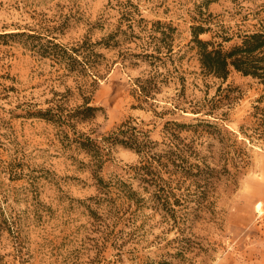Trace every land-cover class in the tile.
I'll use <instances>...</instances> for the list:
<instances>
[{
	"label": "rangeland",
	"instance_id": "374dc122",
	"mask_svg": "<svg viewBox=\"0 0 264 264\" xmlns=\"http://www.w3.org/2000/svg\"><path fill=\"white\" fill-rule=\"evenodd\" d=\"M263 19L264 0H0V264H264V91L206 72L192 34L227 48ZM120 130L178 146L173 214Z\"/></svg>",
	"mask_w": 264,
	"mask_h": 264
},
{
	"label": "trees",
	"instance_id": "16d2710c",
	"mask_svg": "<svg viewBox=\"0 0 264 264\" xmlns=\"http://www.w3.org/2000/svg\"><path fill=\"white\" fill-rule=\"evenodd\" d=\"M209 30V27L205 28L197 25L193 27L192 31L201 67L206 72L221 79H226L229 72L235 70L244 76H250L255 79L262 85V90L264 91V19L257 30L238 36L239 40L227 48H224L223 42L230 41L232 39L231 36L217 32L216 35H211L208 39L198 37L200 33L208 32ZM214 37H220L221 41L213 40ZM261 98L262 96L258 100H262ZM258 108L255 105V109ZM257 124V127H254V131L259 136H264V116H259ZM133 128L134 130L136 129L135 126ZM107 141L120 143L123 146L134 149L139 155H143L139 164L131 166L134 176L143 183V188L149 193L148 196L153 202L152 206L154 208H161L166 213L173 214L174 208L172 204H179L180 202L174 196L172 189H165V185L167 184L170 187V184L159 175V172L164 169L169 174H176L179 171L183 177L191 175L188 167L183 164L186 161L177 154L176 148L178 146L173 144L175 148L168 149L165 153L167 154L165 161H163L162 157L164 155H157V158H154L150 154L147 144L136 133L127 135L123 130H120L116 135H110ZM84 149H87V147H84ZM87 150L93 151L91 148ZM92 155L94 159H98V154ZM171 155L175 156V158L170 157ZM153 161L158 163L159 169H156ZM99 181L101 183L102 179ZM126 197L131 203H137L143 198L138 197L137 192L130 188L126 191ZM171 197H173V201H171Z\"/></svg>",
	"mask_w": 264,
	"mask_h": 264
}]
</instances>
